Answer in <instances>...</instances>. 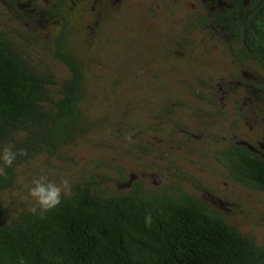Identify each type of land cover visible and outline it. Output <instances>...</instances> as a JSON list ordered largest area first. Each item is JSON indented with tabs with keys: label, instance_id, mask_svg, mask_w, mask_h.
<instances>
[{
	"label": "trees",
	"instance_id": "1",
	"mask_svg": "<svg viewBox=\"0 0 264 264\" xmlns=\"http://www.w3.org/2000/svg\"><path fill=\"white\" fill-rule=\"evenodd\" d=\"M121 1L6 0L24 31L16 36L0 27V147L12 144L26 154L0 174V264H264V243L234 226L220 206L192 190L181 172L150 182L142 174L129 176L128 168L119 166L116 183L97 167L70 174L78 161L69 159V149L94 126L87 104L96 30ZM197 1L203 11L193 22L222 39L239 67L250 74L248 94L255 92L260 100L244 104L234 99L237 114L249 118L256 110L264 122V0ZM87 12L95 15L94 26ZM52 61L65 75L55 71ZM116 85V101H108L113 105L123 102ZM234 89L227 86L228 93ZM212 95L209 102L227 113L225 105L231 101H221L218 86ZM172 96L164 103L141 101L158 104L161 113L155 117L167 119L159 124L146 121L145 115L135 134L116 137L123 157L137 165H144L140 158L147 157L153 160L147 165L151 167L161 165L155 157L171 160L158 140H152L149 149L143 146L141 135L149 133L153 139L158 133L173 134L171 140L177 135L174 124H179V133L189 140L219 143L215 159L228 174L264 191V140L222 144L212 137L211 144L206 135L210 130L192 135L173 114L179 110L172 105L184 103L177 94ZM47 170L57 182L69 177L72 195L41 216L29 210L32 202L25 197L31 180ZM147 215L153 218L150 227L144 223Z\"/></svg>",
	"mask_w": 264,
	"mask_h": 264
},
{
	"label": "rangeland",
	"instance_id": "2",
	"mask_svg": "<svg viewBox=\"0 0 264 264\" xmlns=\"http://www.w3.org/2000/svg\"><path fill=\"white\" fill-rule=\"evenodd\" d=\"M202 11L197 0H122L107 19L99 22L87 104L89 123L94 126L78 145L69 149V159L78 161L75 168L71 166L70 174L97 167L112 177L110 182L116 183L119 166H126L129 176L142 174L150 182L165 179L167 173L181 172L188 176L192 190L220 206L234 226L264 243V191L248 187L228 174L215 159L219 143L213 145L210 139L218 138L222 144L242 139L253 144L263 141L264 122L257 119L256 110L246 118L237 114L239 108L237 111L234 108L235 100L244 104L260 100L254 91L253 95L248 94L249 84L245 82L251 79L250 74L239 67L222 39L193 22L194 15ZM91 15L87 12L89 25L94 26L95 15ZM0 27L16 36L18 31H24V25L9 11L6 0H0ZM51 64L57 73L65 75V69L53 61ZM114 85L121 90L123 102L119 105L108 102L116 101ZM228 85L235 89L228 93ZM217 86L220 96H224L221 101H231L225 105L227 113H219L216 105L209 102ZM165 90L162 100H158ZM171 94H177L184 103L172 105L179 110L173 113L178 121L192 135L210 130L206 135L212 146L202 140L205 138L187 139L179 133V124H174L177 135L172 138L176 141L168 138L173 134L158 133L153 139L149 133L141 135L143 146L149 149L151 141L158 140V147L172 154L171 160L155 157L161 165L153 167L147 166L153 161H146L147 157L140 158L144 165L127 161L116 137L121 139L124 132L135 134L145 115L146 121L149 118L159 124L166 121L165 117H155L161 113L158 104L141 101L164 103L170 101ZM104 119L105 129L101 125ZM30 174L32 178L35 172Z\"/></svg>",
	"mask_w": 264,
	"mask_h": 264
},
{
	"label": "clouds",
	"instance_id": "3",
	"mask_svg": "<svg viewBox=\"0 0 264 264\" xmlns=\"http://www.w3.org/2000/svg\"><path fill=\"white\" fill-rule=\"evenodd\" d=\"M25 154L24 149H15V146L12 144L0 147V174L4 172L5 168L12 167L18 156ZM52 175V170H47L31 180V186L27 191L25 199L32 202L29 210L33 214L43 216L51 210L56 209L62 203L64 197L72 195L70 178L64 177L57 182L55 179L50 178ZM152 220L151 215L145 216V226L150 227Z\"/></svg>",
	"mask_w": 264,
	"mask_h": 264
}]
</instances>
